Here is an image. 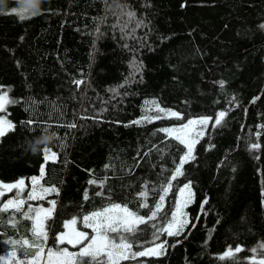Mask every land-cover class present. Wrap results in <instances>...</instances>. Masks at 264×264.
Returning <instances> with one entry per match:
<instances>
[{"label":"trees","instance_id":"16d2710c","mask_svg":"<svg viewBox=\"0 0 264 264\" xmlns=\"http://www.w3.org/2000/svg\"><path fill=\"white\" fill-rule=\"evenodd\" d=\"M41 8L20 19L11 12L20 10L17 0L0 6V85L17 101L7 106L16 129L0 139V181L24 179L26 199L30 177L40 178L43 167L40 183L59 189L42 201L57 202L46 248L78 251L53 244L59 221L110 203L147 217L166 195L165 219L154 221L166 227L178 189L190 182L182 235L160 236L156 243L167 241L164 255L121 264H230L218 259L229 246L243 249L236 264L261 257L250 249L264 243V0H45ZM152 101L183 119L132 124L158 114ZM221 111L226 115L215 125ZM201 116L211 120L195 160L165 194L161 186L186 148L159 129ZM28 120L34 124L23 123ZM71 123L76 127H66ZM45 124L59 138L33 154L28 142ZM256 143L260 148L251 149ZM45 146L57 154L55 162L45 161ZM145 184L149 208L138 207ZM29 203L36 201L25 209ZM14 211L0 214V259L15 249L16 260H30L9 243L32 238L19 213L15 228L7 223ZM77 228L86 229L79 222ZM140 228L133 251L153 245L151 224Z\"/></svg>","mask_w":264,"mask_h":264},{"label":"snow or ice","instance_id":"6c2138e0","mask_svg":"<svg viewBox=\"0 0 264 264\" xmlns=\"http://www.w3.org/2000/svg\"><path fill=\"white\" fill-rule=\"evenodd\" d=\"M2 6V4H0ZM12 13L19 16L20 19L28 18L29 16H36V14L28 8L20 6V10L12 9ZM27 14V15H26ZM129 17H134V12L128 13ZM264 28V25H261ZM76 85L83 83L82 80L74 81ZM224 82L221 81L220 85L223 87ZM115 91V90H113ZM235 99V98H233ZM17 101L10 99L8 91L4 89V86L0 85V139L6 136L8 132L14 131L16 125L11 120L7 119V106L14 104ZM146 104L149 102L146 101ZM152 107L158 113L155 116H148L145 114L140 119L132 121V124H141L143 122L151 123L153 120H158L166 117H175L176 119H183L182 115L171 109H164L160 107L158 101L150 102ZM152 109H148L151 111ZM226 112L221 111L214 121L215 125H220ZM210 117H201L194 120H188L187 123L182 124L179 127L162 128L159 131L166 133L169 137L174 138L186 148L183 155L180 156L179 162L176 164L173 174L170 177V181L166 185L161 186V191L167 194L172 189L171 181L177 180L178 177L184 176V165L190 161L195 160V145L199 143V140L205 135V130L209 124ZM26 125H33L34 121L28 120L23 122ZM197 125L202 127L197 128ZM60 127V125H57ZM66 127L74 128L75 123L66 125ZM52 128V124H45L43 131L47 132ZM57 134V133H56ZM259 136V133H257ZM57 134V139H58ZM251 149H259L258 143L251 144ZM44 159L52 160L57 159V154L51 152L47 146L43 149ZM107 167V166H106ZM44 176V168H41V177H32L31 186L28 195L22 198V194L27 187L24 179H19L14 183H4L0 181V198L5 193L16 190L13 198L3 202L0 200V214L6 213L9 209L15 211L11 213L7 223L15 228L16 220L15 215L19 213L20 216L30 222L31 240L22 238L19 241H9V243L19 245L21 249V255L25 257L31 256L30 260L17 261V264H121V261L136 260L138 257H150L160 256L166 253L167 241L156 243L160 239L162 234H166L169 237H179L182 235L184 228L188 225L189 220L187 213L183 211V208L191 202L193 193L191 192V183H186L181 189H179L181 197H187L183 199L182 203L177 204L175 211L171 213V219L167 221V226L157 225L154 223L159 217L165 219L161 213L163 212V205L166 195H159L158 202L153 208H149L147 203L148 197V185H144V190L138 193V196L143 198L144 202L138 204V207L149 208L150 215L145 217L139 215L137 212L132 211L129 207L118 203H110L109 206L100 210L93 211L87 215L74 216L68 220L59 221L61 230L58 233H53V244L58 245H70L77 247L78 251H69L68 247H61L57 249L48 248L47 255L45 257V247L49 241V233L52 230V224L54 220V214H56L57 202L56 200L47 201L49 207L45 208L43 205L33 207L31 203L28 204L27 209L24 208L26 202L29 201H44L46 196L50 193H56L59 195V189L55 186L44 187L40 183V179ZM90 184H97L95 179L89 180ZM103 185V181L99 182ZM102 195V193H96ZM84 199H89L88 194L85 193ZM206 203V201H205ZM80 223L84 228L91 229L92 235L90 236L87 231H80L76 226ZM151 224L153 229V246L143 247L142 251H132L133 242L137 233L141 232V225L147 227ZM132 241V242H130ZM180 241L178 240L177 243ZM243 251L242 247L237 246L233 249L231 246L218 257L221 261H229L230 264H236L237 254ZM251 253L259 254L260 259L253 255L251 258V264H264V243L260 244L258 248L250 249ZM12 258L16 257L15 249L11 253Z\"/></svg>","mask_w":264,"mask_h":264},{"label":"clouds","instance_id":"9594fccd","mask_svg":"<svg viewBox=\"0 0 264 264\" xmlns=\"http://www.w3.org/2000/svg\"><path fill=\"white\" fill-rule=\"evenodd\" d=\"M8 0H0V4H3L7 7ZM19 6H23L25 8L30 9L36 15H39L43 9L41 5L45 3V0H17ZM57 138V134L51 130L42 133L39 137L35 138L32 141L28 142V150H30L33 154H36L42 145L51 144Z\"/></svg>","mask_w":264,"mask_h":264},{"label":"rangeland","instance_id":"374dc122","mask_svg":"<svg viewBox=\"0 0 264 264\" xmlns=\"http://www.w3.org/2000/svg\"><path fill=\"white\" fill-rule=\"evenodd\" d=\"M5 89V88H4ZM201 117H208V116H201ZM201 117H194V118H190V119H188V120H194V119H198V118H201ZM187 120V121H188ZM187 121L186 122H184V123H182V124H185V123H187ZM182 124H179V125H174L173 127H179V126H181ZM197 128H200V127H202L201 125H197L196 126ZM207 129V128H206ZM205 132H206V130H205ZM37 178H39V177H37ZM14 182H16V181H14ZM14 182H11V183H14ZM5 183V182H4ZM186 184V183H185ZM184 185V184H183ZM183 185L182 186H180V188L179 189H181L182 187H183ZM29 190H30V186H31V177H30V179H29ZM179 189H178V191H177V195H176V199H175V204H174V209H173V211H175V208H176V206H177V204H180V203H182V201H183V199H185L186 197H187V192H185V196L184 197H181V195H180V192H179ZM29 190H28V192H29ZM12 192H16V190L15 189H13L12 190ZM191 192H192V190H191ZM27 195H28V193H27ZM7 202V201H6ZM39 205H43V207H45V208H47V207H49V204L48 205H45L42 201H36V203L34 204V207H36V206H39ZM188 205V204H187ZM186 205V206H187ZM183 211L185 212V213H187L186 212V207H184L183 208ZM187 218H188V215H187ZM188 220H189V218H188ZM77 227V226H76ZM89 230H91V229H89ZM80 231H87V232H89L88 231V229H84V230H80ZM93 233H92V231H90V233H89V235L91 236ZM153 245H151V246H149V247H152ZM51 247V246H50ZM50 247H48V248H50ZM48 248H46L45 247V257H46V255H47V251H48ZM142 250H144V249H142ZM142 250H140V251H142ZM133 251V250H132ZM135 252V251H134ZM11 253L12 252H6V254L5 255H3V256H1V259H0V262H2V263H4V264H17V261L18 260H16L15 258H12V256H11ZM261 257H258L257 259H260ZM123 261H121V263H122ZM41 264H44V262L43 261H41ZM123 264H133L132 262H127V263H123Z\"/></svg>","mask_w":264,"mask_h":264}]
</instances>
